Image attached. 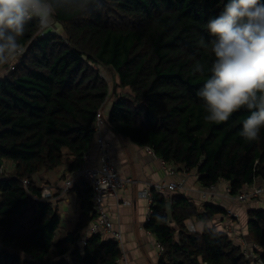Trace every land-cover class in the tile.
Returning <instances> with one entry per match:
<instances>
[{"label":"trees","instance_id":"obj_1","mask_svg":"<svg viewBox=\"0 0 264 264\" xmlns=\"http://www.w3.org/2000/svg\"><path fill=\"white\" fill-rule=\"evenodd\" d=\"M225 2L95 0L87 13L57 17L63 33L55 25L43 34L30 26L24 56L0 79V264H124L110 239L94 235L79 244L97 216L85 180L68 192L77 196L80 217L63 239L56 237L57 206L32 197L42 194L37 175L66 163L69 174L79 169L102 109L116 135L179 170L196 171L203 188L225 181L235 196L264 181V128L258 141H245L244 109L226 122L205 121L196 95L203 82L191 74L195 60L210 63L197 41L208 39L205 25ZM124 88L131 93H120ZM5 163L14 169L3 170ZM218 215L227 210L153 191L145 228L160 246L158 264H264V210L249 212L246 249L216 226L188 230L191 219L210 222Z\"/></svg>","mask_w":264,"mask_h":264},{"label":"clouds","instance_id":"obj_2","mask_svg":"<svg viewBox=\"0 0 264 264\" xmlns=\"http://www.w3.org/2000/svg\"><path fill=\"white\" fill-rule=\"evenodd\" d=\"M95 0H0V68L12 67L24 56L23 44L30 26L41 34L54 28L59 15L87 13ZM208 39L197 45L210 54V63L195 60L191 74L202 79L196 95L207 122H226L244 109L240 136L260 139L264 128V0H226L220 12L208 19ZM147 198V197H145ZM158 222L167 223L157 214ZM211 229L206 219L189 222L188 230Z\"/></svg>","mask_w":264,"mask_h":264},{"label":"crops","instance_id":"obj_3","mask_svg":"<svg viewBox=\"0 0 264 264\" xmlns=\"http://www.w3.org/2000/svg\"><path fill=\"white\" fill-rule=\"evenodd\" d=\"M7 74L8 72L5 67L0 68V79ZM102 133L104 138L113 146L112 159L119 174L124 178L130 177L134 180V184L120 190L118 194V199L121 201L129 200L132 203L130 206L118 204L117 199H111L109 201L112 207L110 212L111 220L116 228L120 229L123 234L124 249L122 252L124 257L128 264H158L161 254L159 244L156 238L145 228L148 221L150 204L146 199L139 198V192L151 183L186 178V187L183 191H169L166 194L170 196L174 194H184L197 206L201 207L203 204L207 203L202 198V192L205 188H203L199 180L195 178L194 172L187 174L180 170L177 172L175 179L168 177L166 168L170 165H165L155 154H151L147 150V147L136 146L129 140L119 137L109 126L105 125ZM89 152L91 165H97L99 152L96 138ZM4 166L9 172L14 169V165L11 163H5ZM67 168L68 163L51 173H41L35 177V184L40 188L47 184L54 189L55 195L59 196L64 186V180L69 176V173L66 171ZM257 184H260V182ZM216 187L218 196L213 199L212 204L226 209L227 215L214 217L213 220H211L213 221V226H216L220 231L226 232V228L231 222L229 214H236L239 218L236 224L237 231L231 238L235 244L241 246L240 240H247L248 236L247 227L249 212L251 210H264V194L255 200L240 203L233 201L228 195L227 191L229 190V185L227 182L223 181L217 184ZM55 206L59 209L61 216L65 214L70 218L69 220H72L75 229L80 217L76 194H67L63 195L61 198L59 197ZM195 221V219H191L187 224Z\"/></svg>","mask_w":264,"mask_h":264},{"label":"built area","instance_id":"obj_4","mask_svg":"<svg viewBox=\"0 0 264 264\" xmlns=\"http://www.w3.org/2000/svg\"><path fill=\"white\" fill-rule=\"evenodd\" d=\"M55 30V28H53ZM17 64V63H16ZM16 64L12 67H7L6 71L9 73L16 68ZM108 102V101H107ZM106 105V104H105ZM104 105V106H105ZM106 125L103 117V109L100 110L97 114L95 131H96V140L97 147L99 152L98 164L93 166L90 161V152L88 151L83 159V162L78 170L69 174L68 177L64 180V186L61 190L59 196L55 195V191L51 186L47 184L41 187L42 194L41 196L32 195L36 200L52 202L54 205L58 202L59 197L67 195L68 192L81 180H85L93 188V202L96 212V218L93 220L88 229L84 232L83 236L79 240L81 246H86L88 240L94 235H101L104 238H108L116 242L120 248L124 249V239L123 234L120 229L116 228L113 221L111 220L110 212L112 210L109 201L111 199H117L118 204L124 206H130L132 203L129 200H119L118 194L120 190L127 188L128 186L134 184V180L130 177L124 178L117 171L113 159H112V144L107 141L102 133L103 127ZM151 154H155L151 148H147ZM164 162V161H163ZM165 163V162H164ZM167 163H165L166 165ZM168 165V164H167ZM3 170H6L3 168ZM180 171L179 168L175 166H167L166 173L168 177L174 178L177 176V172ZM182 172L191 174V171L182 170ZM193 172V171H192ZM194 176L196 179L199 178V174L195 171ZM186 178H181L179 180L171 181H162L160 183H151L148 184L143 190L139 192V198L146 199L149 204V214L148 219L151 213V205L153 203V191L160 193H167L169 191L180 192L183 191L186 187ZM30 184L29 180L24 181V185L27 188ZM217 185L205 188L202 192V198L205 202L212 203L213 199L218 196ZM230 198L235 202H246L249 199L260 197L264 194V181L260 184H254L252 186L246 187L244 190L239 192L237 195L233 196L230 193V190L227 191ZM62 194V195H61ZM170 196V195H169ZM147 197V198H145ZM230 223L227 226V233L230 236H233L237 231V222L239 220L238 216L234 213L229 214ZM240 244L246 249L248 246L247 242L244 239L240 240ZM160 247V246H159ZM161 251V249H160ZM247 253V251H246ZM124 264H128L126 258L123 254Z\"/></svg>","mask_w":264,"mask_h":264},{"label":"rangeland","instance_id":"obj_5","mask_svg":"<svg viewBox=\"0 0 264 264\" xmlns=\"http://www.w3.org/2000/svg\"><path fill=\"white\" fill-rule=\"evenodd\" d=\"M55 26H56V30H57V27H58V31L63 33V30L61 29L60 25H57L56 22H55ZM103 74H104V76L106 75L108 77L109 81L112 84L111 77L105 71H103ZM120 93H122V94L127 96V95H129L131 93V91L129 89H127V88H124V89L120 90ZM37 184H38V182H37ZM218 216H221V215H218ZM215 217H217V216H215ZM69 219L70 218H68L67 215L62 214V226H61V228L58 230V232L56 234L57 239H63L68 232L74 230V223H72V220H69ZM208 223L211 225V227L213 226V221L208 222ZM13 253L19 254L22 257H24V255L21 254L19 251L14 250ZM201 264H204V263L201 262Z\"/></svg>","mask_w":264,"mask_h":264}]
</instances>
